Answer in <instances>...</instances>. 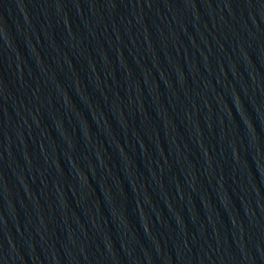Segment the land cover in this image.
I'll return each mask as SVG.
<instances>
[{"label": "water", "instance_id": "95a60500", "mask_svg": "<svg viewBox=\"0 0 264 264\" xmlns=\"http://www.w3.org/2000/svg\"><path fill=\"white\" fill-rule=\"evenodd\" d=\"M0 264H264V0H0Z\"/></svg>", "mask_w": 264, "mask_h": 264}]
</instances>
